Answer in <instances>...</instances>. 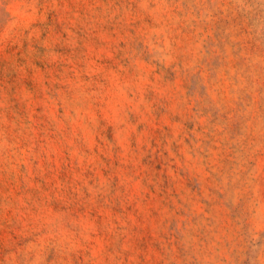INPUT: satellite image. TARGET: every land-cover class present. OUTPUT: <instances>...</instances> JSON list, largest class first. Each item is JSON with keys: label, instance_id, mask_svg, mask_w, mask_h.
Wrapping results in <instances>:
<instances>
[{"label": "rangeland", "instance_id": "1", "mask_svg": "<svg viewBox=\"0 0 264 264\" xmlns=\"http://www.w3.org/2000/svg\"><path fill=\"white\" fill-rule=\"evenodd\" d=\"M0 264H264V0H0Z\"/></svg>", "mask_w": 264, "mask_h": 264}]
</instances>
